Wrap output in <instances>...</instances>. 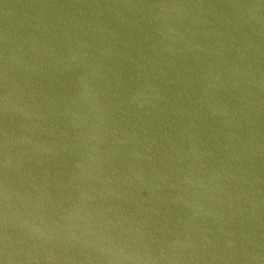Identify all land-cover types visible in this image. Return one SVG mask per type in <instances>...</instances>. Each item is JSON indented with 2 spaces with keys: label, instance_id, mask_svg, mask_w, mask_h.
Instances as JSON below:
<instances>
[{
  "label": "water",
  "instance_id": "1",
  "mask_svg": "<svg viewBox=\"0 0 264 264\" xmlns=\"http://www.w3.org/2000/svg\"><path fill=\"white\" fill-rule=\"evenodd\" d=\"M0 264H264V0H0Z\"/></svg>",
  "mask_w": 264,
  "mask_h": 264
}]
</instances>
